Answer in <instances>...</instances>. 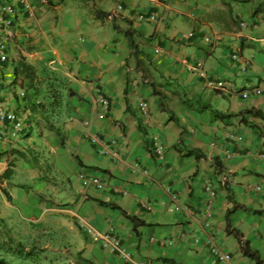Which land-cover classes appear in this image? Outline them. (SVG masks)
Returning <instances> with one entry per match:
<instances>
[{"label":"crops","instance_id":"1","mask_svg":"<svg viewBox=\"0 0 264 264\" xmlns=\"http://www.w3.org/2000/svg\"><path fill=\"white\" fill-rule=\"evenodd\" d=\"M30 1L38 7V0ZM61 1L52 0L51 6L38 9L33 20L20 15L14 19L15 36L7 48V60L0 65V107L4 110L35 119L33 106L20 95L22 85L27 87L29 82L13 83V67L20 58L31 64L39 77L51 73L75 91L65 108L64 140L42 127L41 118L35 122L26 118L24 131L12 139L6 136L9 126L0 125V131H5L7 137L0 138L1 235L10 237L16 229L31 223L44 228L55 225L52 216L60 209L44 199L46 183L39 178L37 170L38 162L45 156L50 159L49 167L67 178V188L61 197L79 191L74 190L71 180L74 171L100 173L106 179L104 190L90 188L92 206H85L82 196L68 212L100 232L115 228L139 262L216 264L207 249L201 244L193 246L191 239L203 237L197 208L204 198L202 184L209 179L225 183L218 189L212 224L219 242L234 239L231 264H254L241 255L237 239L226 234V213L234 206L235 211L229 217L231 228L242 234V240L248 241L264 260V162L258 156L264 151V120L253 113H244L248 110L264 113V96L244 100L239 93L245 86L253 85L255 78L264 85L262 20L250 14L249 25L256 23L254 29L232 33L221 31V25L207 19L217 0H114L122 5L121 13L130 22L127 27L136 32L134 40L144 64L151 63L157 73L179 78L183 85L189 86L188 98L200 99L201 108L206 109L201 114L196 109L188 110L190 114L186 111L187 117L192 118L187 125L185 116L177 113L174 120L166 122V112L154 104L157 96L149 97L147 90L141 89L139 70L123 35L125 29L103 31L93 15L73 10L70 3ZM237 9L244 8L238 5ZM138 12L157 14L159 21L140 23L135 19ZM120 22L122 28L125 21ZM191 32L193 37H189ZM6 33L8 28L0 23V38ZM206 36L212 38L211 43L204 41ZM153 48L160 53L155 54ZM235 49L246 64L245 71L231 59ZM209 79L223 83L222 90L207 88ZM100 88L110 101V112L105 119L99 118L103 112L98 103ZM27 89L28 95L33 96L34 89ZM142 97H149L146 117L138 112ZM30 102L34 103V99ZM212 112L233 117L220 121L214 119ZM111 117L119 122L109 124L107 120ZM81 119L88 120L90 127H80L77 122ZM181 127L186 128L184 134ZM231 130L239 132L243 140L239 151L232 149L235 158L225 162L219 158L220 150L211 148L210 142L223 140ZM162 131L165 152L164 161L160 162L153 154L150 140L155 132ZM87 135L91 140L96 136L103 140L92 145ZM112 142L120 151L116 158L98 151L99 144L104 147ZM181 146L185 151H180ZM191 149L199 150L205 158L187 157L185 154ZM211 151L221 169L211 164ZM134 164H139V169ZM7 168L11 174L4 178L2 174ZM36 183L38 188L32 189ZM257 186L261 191L255 190ZM20 188H25L24 193ZM168 188L178 192L180 202L197 214L190 218L169 212L165 206ZM96 200L119 209L100 206ZM140 202L151 204L152 211L142 210ZM17 207L32 209L38 217L26 216L27 222L23 224L15 221L10 215ZM88 208L90 212L86 211ZM124 214L136 217L142 225L134 231V224ZM171 239L172 246H161V241ZM86 242L80 250L83 260L93 264H125L102 250L99 244Z\"/></svg>","mask_w":264,"mask_h":264},{"label":"rangeland","instance_id":"2","mask_svg":"<svg viewBox=\"0 0 264 264\" xmlns=\"http://www.w3.org/2000/svg\"><path fill=\"white\" fill-rule=\"evenodd\" d=\"M108 1L111 0H94V3L89 2L86 4L78 3L74 0H62L61 3L68 2L73 7V10L79 9L85 12L86 15L87 14L93 15V11L96 9L109 12L110 13L109 17L105 19L104 18L96 19V21L98 22L100 21V23L102 24L103 31L108 30V28L114 29L113 24L116 25V27L118 28L117 29L118 32H120V29L124 30L128 28L127 25L129 20H125L121 13L122 10L117 9L118 4L121 3L116 4L113 0L110 2V4L106 5ZM215 2H216L215 5L212 7V10L210 11V13L207 14V16L210 15V18L212 19H215L216 17L218 18L219 16H223L225 18L226 20L225 22L227 25L226 24L221 25L222 28L221 31L238 33L239 31L247 32L248 30L251 31L252 29H254L256 23L249 25V21H248L250 19V14H252V10H253V6L250 3L239 4L229 1V4L231 6V18H232L230 21V19H228V17L225 14L224 15L222 14V12H226V8L225 6L222 5L221 0H217ZM238 5H241L242 8L244 9L240 11V9H237ZM256 18H260V16H257ZM135 19H136V14H135ZM122 20L125 21L124 22L125 24L122 25L123 27L121 28L120 21ZM158 21H159V16L157 21L151 23H157ZM225 28L227 29L225 30ZM138 43L140 44V41H138ZM235 51H238V49H235L234 52ZM154 53L158 54L156 52ZM150 64L151 63H147V64L145 63L143 66H141L137 77L141 81V89H146L147 93L149 94V97H151V95L157 96L156 99H154V104H158V107H160L161 109H163V111L166 112L168 118L166 122H169L170 120H174L176 118L175 113H177L179 115L185 116L187 122L186 124L188 125L189 124L188 119L191 120L192 118H190L189 115L187 117L186 111L196 109L200 114L205 112L206 109L204 110L201 108L200 99L188 98L189 86L183 85L179 78L178 79L172 78L171 76H165L162 75L161 73H157L155 71V68L150 66ZM48 74L49 75L46 76L50 78H54V76L51 73ZM256 79L257 78L253 80L254 81L253 85L258 84ZM36 86H37V91L34 90L33 96L31 97L27 93L28 91L27 88L29 87L28 85L27 87H23L22 85L21 88V93H23L22 97L28 99L29 106H33L34 115H35L34 117L35 119H31L29 116H27L26 117L27 120L35 122L36 120H38L37 118H41L39 119V121L42 127H46V124L53 126V128L59 130L61 138L62 140H64L65 133L62 131V126L65 124V122H67L66 121L67 114L65 111V108L68 107L67 102L69 100V97L67 96V89L66 90L61 89L62 90L61 93L63 94V97H62V102H61L62 104L60 107V111H58L57 109L56 110L53 109V107L51 106V99H49V95H51L52 91L48 92L47 87L43 85L39 86L37 84ZM65 86H66L65 88H69L70 90L75 92L69 84L65 83ZM248 86H252V85H247V87ZM217 91L220 92L219 90ZM32 98L34 99V103H32L33 105L30 102ZM148 98L142 97L140 101L142 100L148 101ZM109 112H110V107L103 110V112H101V114L99 115V118L100 119L108 118ZM188 113L190 114V111H188ZM197 116H199V114H196V117ZM45 119H48L49 123L44 124L43 120ZM109 119L110 120H107L109 124H111L112 122L114 123L119 122L118 120L117 121L114 120L112 117ZM84 121H87L88 124L84 125ZM77 123L80 127H85V128L90 127V122L85 119L78 120ZM175 124L179 127V124H177L176 122ZM181 129H182L181 133L184 134L185 133L184 130L186 128L181 127ZM155 134L161 136L163 135V131L155 132ZM87 137H88V142H90L93 145L91 137H89V135H87ZM96 139H98L99 141L103 140L101 137L99 138L97 136ZM178 145H180V143H178ZM181 148L182 146L180 147V151H185L184 148L183 149ZM236 149L238 150V148ZM214 150H219V149H214ZM212 154L214 153L211 151V153H209V159L211 160V164H213V166L216 169L217 168L221 169L222 167L221 165L219 166L220 164L219 161H217L215 156H212ZM203 157L205 158V156ZM46 160L49 163H47ZM49 164H50V159H45V156H43L41 157V160L38 162L37 170H38L39 178L46 183L45 188L48 187V189L45 188L43 189L44 199L48 203L51 202L52 205L57 210L60 209L59 211H57V213H54L52 216L53 217L52 222H55V225L52 228H44L43 226H40L39 224L36 223H31L30 225H22L20 228L16 229V231L13 232V235L11 234L10 237L8 235H4V236L1 235L2 233L0 231V261L4 262L0 264H83L81 257L82 251H80L84 247L83 242L87 243L86 241H88L89 243H91L92 241L89 235L85 231V226H82L79 223V219H77L76 216H74L68 211L71 210V207L74 206L76 201L79 200L80 197L82 196H85L84 199L85 206H89V207L92 206V202L90 201L91 197L88 194L90 188L82 186L80 181L77 180L78 172L72 171L73 176L71 180L74 184V190L76 189L79 191L78 192L75 191L73 194L70 193L67 198L61 197L62 196L61 193H63L62 191L66 190L67 188V178L62 176L63 173L62 175L60 173L57 174L55 170L49 167ZM206 181H204L203 184ZM36 186L37 183L35 186H32V189L38 188V186L37 187ZM19 191L21 193H24L25 188L22 189L20 188ZM77 194H79V197L76 196ZM233 208L234 207H232V209ZM90 210L91 208L86 209L87 212H90ZM24 211H28V212L25 213ZM11 213L12 214L10 215V217H12L13 220L18 221L22 224L27 222L26 216L36 217V218L38 217L37 212H34L32 209L23 210V208L21 207L12 209ZM84 217L88 218V216H84ZM57 221L59 222L58 225H56ZM77 241L78 243L79 242L81 243L78 244ZM219 243L225 251L230 253L234 252L232 250L234 248L233 246H235L234 239ZM100 248L104 250L101 246ZM21 249L23 250L21 251ZM16 250L18 251L20 250L21 253H18V251Z\"/></svg>","mask_w":264,"mask_h":264},{"label":"built area","instance_id":"3","mask_svg":"<svg viewBox=\"0 0 264 264\" xmlns=\"http://www.w3.org/2000/svg\"><path fill=\"white\" fill-rule=\"evenodd\" d=\"M52 0H38V7L34 6L30 0H0V23L6 25L9 33L3 35L0 38V65L7 60V48L10 42L13 40L15 36V30L13 21L14 19L20 15L24 17L26 20H33L36 17V12L41 7H48L49 2ZM118 10H122L121 4L117 6ZM137 21L141 22H155L158 19L156 14L138 12L136 14ZM194 33L191 32L189 37H193ZM206 43H211L212 38L210 36H206L204 38ZM156 53H160L159 49H156ZM232 61L236 62L240 70H246V64L241 60V56L239 52H233L231 56ZM198 67L201 66L200 63L197 64ZM202 77L205 74H201ZM207 88L212 90H222L223 83L217 80L209 79L206 83ZM240 97L244 100L250 97H262L264 96V85L257 84L252 86H245L242 90H240ZM98 94V103L103 110L107 109L110 106V101L108 97L102 92L101 89L97 90ZM23 96V93H20ZM150 105L146 100H142L138 106V112L141 117H146L149 115ZM26 116L21 113L15 111L4 110L0 107V125L2 128H7L9 126V130L7 135L9 138L18 137L26 127L25 124ZM88 122L84 121V125H87ZM5 131H0V138L6 137ZM7 138V137H6ZM242 136L236 130H231L225 133L223 140H212L210 142V147L213 149H219L221 155L219 158L225 162L231 161L235 158V152L232 150L233 147L240 148L242 145ZM99 140L94 138L92 139L93 144L97 145ZM101 142V141H100ZM151 147L153 154L156 156L158 161H164V152L165 145L160 136L154 135L151 140ZM223 143V144H222ZM114 143H106L103 145H98V151L111 158H116L119 156L120 151L116 148ZM259 158L262 162H264V151L259 153ZM136 169H139V164H134ZM78 180L81 185L87 188H94L96 190H104L107 186L106 179L101 176L100 173L89 172V171H80L78 173ZM224 180L214 181L207 180L202 185V191L204 194V198L201 202V205L198 209V215L201 222V231L203 233V237H191L192 245L198 246L203 245L211 258L217 264H231L232 261V253L227 252L221 247L218 238L216 237V232L214 231V227L212 224L214 214H215V202L217 199L218 189L220 186H224ZM257 192L261 191L259 186L255 187ZM168 202L165 204L167 210L171 213H181L186 217H194L197 212L193 210L188 205L182 204L180 202L181 197L178 192H174L168 188L167 190ZM140 207L142 210L147 212L152 211L151 204L147 202H140ZM79 223L82 226H85V231L89 235L92 242L99 244L108 254L116 256L120 258L125 264H150L147 262H139L134 259L133 254L125 244L122 242V238L119 233L115 230V228L110 227L106 231L99 232L94 229L92 226L87 224L83 219H79ZM190 235V234H189ZM174 243V240L161 241L160 244L162 247H170Z\"/></svg>","mask_w":264,"mask_h":264},{"label":"trees","instance_id":"4","mask_svg":"<svg viewBox=\"0 0 264 264\" xmlns=\"http://www.w3.org/2000/svg\"><path fill=\"white\" fill-rule=\"evenodd\" d=\"M78 3H94V0H74ZM230 2H234V3H239V4H244V3H250L253 6V10H252V17L255 18L257 16H260V19L262 20V22L264 23V0H221V3L223 6H225L226 8V12H222V14L226 15L228 17V19H230L231 21V6L229 4ZM50 3V2H49ZM93 16L96 19H102V18H107L110 16L109 12H105L103 10H94L93 11ZM208 20L210 21H215L217 22L219 25H224L226 24V20L223 16H219L218 18L216 17L215 19L210 18V15L207 16ZM127 22V21H126ZM128 24H130V22L128 21ZM227 25V24H226ZM113 28L114 30H117L118 28L116 27V25L113 24ZM228 28V27H227ZM225 28V30L227 29ZM134 34H136V32L132 29V28H126L123 31V35L127 38L128 40V45L131 48L132 52V56L135 59V66L136 68L139 70L141 66L144 65L143 60H141V58L139 57V52H138V47L135 44V40H134ZM13 75H14V81L13 83H22L24 81H28L29 82V88L37 90V84L39 86H46L47 87V91L51 92V95H49V99H51V106L53 107V109H57L58 111H60V107H61V102H62V97L63 94L61 93L62 90H66L67 89V96L68 97H72L74 96L75 92H73L72 90H70L69 88H65V83L62 79H57V78H50L48 76L45 77H39L37 74L36 69L29 63H27L23 58H20L17 63L14 65L13 67ZM62 89V90H61ZM50 94V93H49ZM244 113H253L254 117L260 118L264 120V113L261 111H253L252 110H248ZM212 116L214 117V119L219 118L220 120L226 119V118H231L233 117V115H221L217 112H212ZM28 121V120H27ZM43 123H49L48 119L43 120ZM46 129L52 132H55L57 135H60L59 130L53 128V126L47 125L46 124ZM187 157H194L196 160L201 159L203 156L200 153L199 150L196 149H191L188 150V152L185 154ZM2 158V154L0 153V159ZM77 162L80 164L81 162L76 158ZM11 174V170L9 168H7L3 174L2 177L4 178H8ZM96 202L100 205V206H104V207H110L112 209H119L118 206L114 205V204H109L100 200H96ZM235 211V206L233 209L228 210L226 213V224H225V231L227 235H233L234 238L237 239L238 241V245H239V250L240 253L243 257L248 258L249 260H251L254 264H264V260L261 258L260 254L258 251L253 250L250 247V244L248 241H243L242 240V234H240L237 230L231 228V224H230V220H229V216ZM123 213V212H122ZM124 216L129 219L130 221H132V223L134 224V231L136 230V227L139 225H142L140 221H138L136 219V217L134 216H129L124 214ZM23 249H21L22 251ZM18 251V250H16ZM18 253H21L20 250L18 251ZM28 255V254H27ZM83 264H93L89 261L83 260L82 259ZM0 263H4L2 261H0Z\"/></svg>","mask_w":264,"mask_h":264},{"label":"clouds","instance_id":"5","mask_svg":"<svg viewBox=\"0 0 264 264\" xmlns=\"http://www.w3.org/2000/svg\"><path fill=\"white\" fill-rule=\"evenodd\" d=\"M51 3H52V1H50V4L49 5H51ZM49 7V6H48ZM19 113V112H18ZM22 114V113H21ZM24 115V114H23ZM26 121V120H25Z\"/></svg>","mask_w":264,"mask_h":264}]
</instances>
